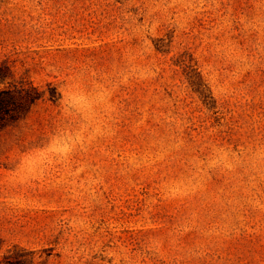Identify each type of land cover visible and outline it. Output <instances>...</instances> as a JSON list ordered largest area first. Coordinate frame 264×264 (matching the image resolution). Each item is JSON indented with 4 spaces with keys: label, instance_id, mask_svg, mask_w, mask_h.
I'll use <instances>...</instances> for the list:
<instances>
[{
    "label": "rangeland",
    "instance_id": "obj_1",
    "mask_svg": "<svg viewBox=\"0 0 264 264\" xmlns=\"http://www.w3.org/2000/svg\"><path fill=\"white\" fill-rule=\"evenodd\" d=\"M29 86L0 264H264V0H0Z\"/></svg>",
    "mask_w": 264,
    "mask_h": 264
},
{
    "label": "trees",
    "instance_id": "obj_2",
    "mask_svg": "<svg viewBox=\"0 0 264 264\" xmlns=\"http://www.w3.org/2000/svg\"><path fill=\"white\" fill-rule=\"evenodd\" d=\"M36 88L29 86L0 91V131L8 124L17 121L40 99ZM54 96L52 95L51 98Z\"/></svg>",
    "mask_w": 264,
    "mask_h": 264
}]
</instances>
